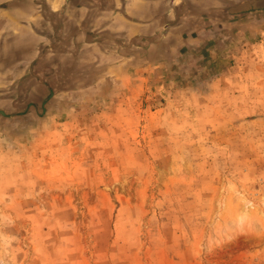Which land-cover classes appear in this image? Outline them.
Wrapping results in <instances>:
<instances>
[{
	"label": "rangeland",
	"instance_id": "obj_1",
	"mask_svg": "<svg viewBox=\"0 0 264 264\" xmlns=\"http://www.w3.org/2000/svg\"><path fill=\"white\" fill-rule=\"evenodd\" d=\"M246 2L191 72L0 77V264H264V7Z\"/></svg>",
	"mask_w": 264,
	"mask_h": 264
},
{
	"label": "crops",
	"instance_id": "obj_2",
	"mask_svg": "<svg viewBox=\"0 0 264 264\" xmlns=\"http://www.w3.org/2000/svg\"><path fill=\"white\" fill-rule=\"evenodd\" d=\"M256 1L246 2L250 7L243 13L262 10L253 11ZM241 2L0 0V77L32 64L43 74L95 73L114 70L123 59L124 67H132L138 56L147 65L168 66L173 59L180 71L191 72L202 60L204 52H194L211 33L210 25ZM207 22L209 27H197Z\"/></svg>",
	"mask_w": 264,
	"mask_h": 264
},
{
	"label": "water",
	"instance_id": "obj_3",
	"mask_svg": "<svg viewBox=\"0 0 264 264\" xmlns=\"http://www.w3.org/2000/svg\"><path fill=\"white\" fill-rule=\"evenodd\" d=\"M264 7V0L256 1L253 5L252 8H262ZM241 9H247L246 6H243ZM14 115H9L8 117H13Z\"/></svg>",
	"mask_w": 264,
	"mask_h": 264
}]
</instances>
